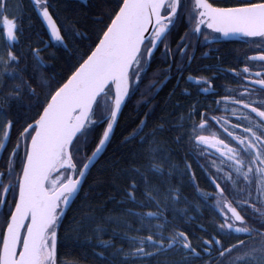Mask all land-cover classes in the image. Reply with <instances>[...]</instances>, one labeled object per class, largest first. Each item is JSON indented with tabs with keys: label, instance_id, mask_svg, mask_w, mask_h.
Masks as SVG:
<instances>
[{
	"label": "snow or ice",
	"instance_id": "6c2138e0",
	"mask_svg": "<svg viewBox=\"0 0 264 264\" xmlns=\"http://www.w3.org/2000/svg\"><path fill=\"white\" fill-rule=\"evenodd\" d=\"M30 3L49 39L43 49L32 45L25 52L19 46L21 14L10 11L9 0H0V217H7L0 233V264H64L58 246L69 238L68 230L61 235L67 213L112 144L123 110L138 93L143 97L141 85L158 52L167 65L165 83L175 68V87L183 81L197 86V96L219 98L206 105L192 99L179 124L162 119L150 126L149 108L121 139L118 147L126 151L110 162L119 199H109L124 211L107 217L115 225L110 232L101 224L93 229V256L98 264H154L172 254L181 256L178 264H264V0L223 6L210 0H100L91 21L95 40L76 21L58 24L50 0ZM180 25L186 30L173 52L169 37ZM220 37H238L259 49L239 71L218 69L238 85L224 87L222 96L210 79L190 72L197 46ZM78 41H89L86 52L80 53ZM50 47L76 53V62L60 79L44 73L41 53ZM50 59L59 57L53 52ZM181 94L192 95L188 87ZM214 111L228 113L235 122L209 115ZM209 121L226 138L212 131ZM97 128L102 131L93 141ZM185 144L206 161L198 160L197 166L213 191L200 188L186 157L183 166L177 162ZM118 181L124 182L122 190ZM185 184L198 194L195 203L183 194ZM205 209L213 216L212 231L201 224L203 235H198L176 226L185 217L196 219L187 215L190 210L202 215ZM79 211L84 215L74 216L70 225L77 240L86 224L95 223L96 209L81 204ZM226 239L235 243L225 244Z\"/></svg>",
	"mask_w": 264,
	"mask_h": 264
},
{
	"label": "trees",
	"instance_id": "16d2710c",
	"mask_svg": "<svg viewBox=\"0 0 264 264\" xmlns=\"http://www.w3.org/2000/svg\"><path fill=\"white\" fill-rule=\"evenodd\" d=\"M55 4L54 15L58 16V24L68 25L69 21L78 22V26L81 30L87 28L89 35L92 40H95L94 28L92 27L91 21L93 19V12L97 10V6L100 4V0H50ZM210 2L223 6L225 4H236L239 0H210ZM19 3V9H13V5ZM10 11H17L21 14L22 22V33L19 46L27 52L29 47L32 45L39 46L42 49L44 44L48 41L49 35L43 23L41 22L39 16L33 11L30 0H9ZM70 26V25H69ZM184 29V26H180V31ZM178 34L175 35V39ZM79 45L80 53L87 51V45L89 41L77 42ZM72 43L69 42V49H72ZM56 52L59 57L55 62L50 59L51 53ZM41 55L47 65L44 69L46 76H56V79H60L62 76L68 74L69 67L76 62V53L69 51L65 53L63 49L48 48L47 51L42 52ZM163 61L156 58L152 63L151 69L148 76L143 80L141 85V93H144L141 97L140 93L133 99V101L123 110V113L119 119L118 125L115 130V136L112 144L107 149L104 156L100 159V162L96 164L91 170V174L87 178V182L84 185V192L80 194V200H78L73 206L72 210L67 213L66 219L64 220L63 229L61 235H65L64 230L67 231V236L69 237L63 242L61 246H58V255L64 264H98V261L93 256L92 245L95 244V234L93 229L97 224H101L108 228L109 232L115 225L109 224L107 222V217L109 216H120L124 207L117 205L114 201L109 199L110 196L116 195L119 199L118 193H116L112 187L113 184V174L111 161L121 159L124 155L126 149L118 147L120 141L123 137L127 136L137 125V122L143 118V114L149 111L151 108V114L149 117V124L155 126L160 120H165L169 124H179L181 116L184 115V110L188 108L182 101V96L180 90L177 89L174 96H170L165 92L159 93V95L152 99L149 105H146L144 101H150L151 94L146 93V84L149 83L151 71L153 68H161ZM40 74V69L35 70V75L38 77ZM171 93V92H170ZM138 102H140L138 104ZM179 105V106H177ZM102 129L97 128L93 133V141L99 136ZM171 135H168V139H171ZM91 146V145H90ZM132 147H138L136 145ZM175 148V145H172ZM182 148L177 152L176 159L178 163H182L181 154ZM123 164V161L121 160ZM4 159L0 158V171H3ZM174 183L176 181H173ZM7 183V181H5ZM117 186L122 190L124 187L123 181H118ZM183 186L182 190H188L189 188ZM87 192L88 200L85 201L84 194ZM190 201L195 203L198 197L186 196ZM81 204H91L95 207L96 211L92 213L95 217V223L86 224L78 236L77 240L75 237L76 233L70 230V225L72 224L73 217L78 219L84 215L83 212L79 211ZM183 207L184 205H180ZM147 210V209H145ZM171 218V217H170ZM7 217H0V233L4 229V221ZM133 227H137L138 223L134 217L127 218ZM104 239H108V235L104 236ZM85 240H91V244L84 243ZM181 256L179 254H172L169 256H162L154 264H178ZM199 264V262H197Z\"/></svg>",
	"mask_w": 264,
	"mask_h": 264
},
{
	"label": "flooded vegetation",
	"instance_id": "af4514ba",
	"mask_svg": "<svg viewBox=\"0 0 264 264\" xmlns=\"http://www.w3.org/2000/svg\"><path fill=\"white\" fill-rule=\"evenodd\" d=\"M185 4L189 2V0H183ZM181 26V25H180ZM180 26H178L177 30L173 31L172 35L169 37V44L172 47L173 52L176 51V43H178V37L175 39V35L178 34L181 35L183 31L186 29L180 31ZM183 26V25H182ZM161 52L163 49L161 48ZM208 52V56H204V53ZM259 49L255 46H249V44L245 43L243 40H241L238 37L231 38V39H225L223 37L219 38L218 42H213L211 44H205L203 46H197V49L194 53L195 59L190 65V72L193 75L202 76L205 78H208L212 81L213 87L215 90L222 96L224 95V87H230L233 89H237L238 85L236 84L235 80L236 78L233 77L230 73L225 75L223 71H218V69H229L234 68L238 71L244 66L245 63H250L246 60V57L248 55H254L258 54ZM192 54L191 52L189 53ZM156 58H159L163 61L162 67L159 68H153L151 71L150 78H148L150 81L148 84H146V93L149 95L151 94V99L148 102H151L152 99L156 98L159 93L165 92L170 95V92L176 91L179 89L180 94L183 88L188 87L189 92H191V97L182 96V101H184L185 105L191 102L192 99H198L201 105H206L211 100L218 99L219 97H213L211 94H201L199 96L196 95L197 93V86L192 85L188 86L181 82V85L179 88L175 87V80L178 76V73L176 72L175 68H173L170 72H168V76L171 77V79L165 83V70L167 68V65L164 62V58L160 55L158 52L156 54ZM178 58V57H177ZM189 75V72L186 71L184 73V76L187 77ZM156 84V88H159V91H156V88H152L151 91L149 90L150 85ZM149 105V103L147 104ZM212 108L215 109L216 106L212 105ZM152 112V111H151ZM215 114L216 116H229L228 113H224L222 111H214L209 112V115ZM230 119H233L229 116ZM197 120H199V117H197ZM233 122L234 119H233ZM209 125L212 129V131H215L221 138H226V134L223 133L222 129L216 125L213 121H209ZM151 126V125H150ZM182 158H181V166H183V162L185 157L187 158L188 163L192 164V171L196 173V179L197 183L199 184L200 188L205 191H213V187L210 185V183L207 181V179L204 176V173L202 170L197 166V161L201 164H205L206 161L202 158L198 157L197 154L192 150L191 146L189 144H185L182 147ZM211 171V170H209ZM189 188L188 190H182L183 194L185 196H191V197H198V194L195 192L194 189L190 188L187 184L186 186ZM137 211H140V209H137ZM188 216H195L196 219L192 221H188L187 217H185L181 221H177V227L180 229H189L190 232L196 233L198 235H203V232L199 231V225L203 224L205 228L208 229V231H212L211 222L213 220V216L211 212L207 209L203 210L202 215L197 214L194 210H190L187 214ZM170 218V215H169ZM225 244L235 243L234 240H224Z\"/></svg>",
	"mask_w": 264,
	"mask_h": 264
},
{
	"label": "water",
	"instance_id": "95a60500",
	"mask_svg": "<svg viewBox=\"0 0 264 264\" xmlns=\"http://www.w3.org/2000/svg\"><path fill=\"white\" fill-rule=\"evenodd\" d=\"M41 20V19H40ZM42 22V21H41ZM43 23V22H42ZM44 25V24H43ZM45 26V25H44ZM45 28H46V26H45ZM47 30V29H46ZM121 117V116H120ZM120 117L118 118V122H119V119H120ZM115 130H116V128H115Z\"/></svg>",
	"mask_w": 264,
	"mask_h": 264
}]
</instances>
